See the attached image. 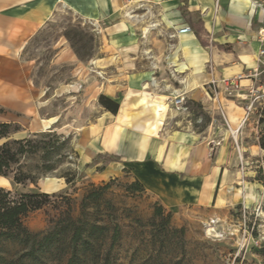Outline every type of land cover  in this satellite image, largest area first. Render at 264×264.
<instances>
[{
	"label": "crops",
	"instance_id": "obj_1",
	"mask_svg": "<svg viewBox=\"0 0 264 264\" xmlns=\"http://www.w3.org/2000/svg\"><path fill=\"white\" fill-rule=\"evenodd\" d=\"M62 10L96 27L113 53L83 64L68 47H58V60L83 66L86 89L98 84L94 101L104 114L81 129L79 161L87 165L100 154L119 158L106 169L130 171L174 215L191 207L242 204L236 196L234 201L227 197L234 181L221 165L206 161L200 134L175 128L162 117L166 108L171 111L175 92L201 96L211 80L256 66L264 11L254 0H0V123L21 125L20 137L49 130L65 134L59 114L50 109L61 93L49 94V88L37 84V63L27 57L33 41ZM187 26L192 31L179 34ZM108 82L114 90L107 89ZM101 95L119 104L116 115L99 104ZM157 97L166 104L150 101ZM218 103L230 132L240 131L243 103L227 99L222 87ZM8 185L0 178V187Z\"/></svg>",
	"mask_w": 264,
	"mask_h": 264
},
{
	"label": "rangeland",
	"instance_id": "obj_2",
	"mask_svg": "<svg viewBox=\"0 0 264 264\" xmlns=\"http://www.w3.org/2000/svg\"><path fill=\"white\" fill-rule=\"evenodd\" d=\"M101 36L92 24L62 10L27 51V57L37 63V84L49 88V94L55 90L61 93L53 100L54 106L50 104V109L59 114L61 131L68 135L57 133L70 139L71 147L78 155L84 147L81 129L104 115L94 101L99 92L98 84L86 89L80 72L83 66L76 68L63 63L56 55L58 47L64 45L73 54L76 51L80 55L81 60L75 54L78 63L112 57V50ZM112 84L108 82L107 89L114 90L110 87ZM204 88L200 89L201 96L185 97V111L176 110L170 104L171 111L166 108L162 119L164 122L169 119L175 128H189L200 134L199 148L205 152L206 161L221 165L223 174L234 181L227 197L234 201L236 196L242 204L229 202L228 206L217 210L184 209L176 215L172 213L171 222L166 226L161 218L154 217L160 203L147 192L135 189L130 171L121 173L116 168L106 169L119 158L103 157L87 165L74 158L70 163L61 164L55 173L41 178L38 187L31 184L5 187L18 193L40 191L53 197L52 206L25 219L27 227L33 232L46 231L50 219L58 216L67 200L72 205L73 216L83 217L81 204L86 193L92 191L93 186L109 184L98 204L90 208L83 219L104 223L116 221L120 225L121 236L110 264H264V258L255 253L256 249L264 247V149L261 147L264 143V101L255 103L241 130L232 134L218 100L215 101L209 86ZM150 101L166 104V99L158 97ZM240 106L244 107V104ZM20 136L23 133L14 137ZM182 228L186 233L178 232ZM108 246L106 240L102 258ZM88 259L86 264H101L100 260Z\"/></svg>",
	"mask_w": 264,
	"mask_h": 264
},
{
	"label": "trees",
	"instance_id": "obj_3",
	"mask_svg": "<svg viewBox=\"0 0 264 264\" xmlns=\"http://www.w3.org/2000/svg\"><path fill=\"white\" fill-rule=\"evenodd\" d=\"M75 54L81 60L76 51ZM99 104L113 115L120 108L117 102L103 95L99 97ZM22 131L19 124L0 123V178L7 179L13 187L28 184L38 187L41 178L55 173L61 164L79 158L71 147L70 139L54 130L14 137ZM261 147L264 149V143H261ZM103 157L109 155L100 154L93 162ZM113 158L118 160L115 156ZM64 177L68 178L66 175ZM134 180L135 189L146 192L144 186ZM67 182L70 180L67 179ZM91 188L92 191H88L82 200L83 217L98 204L109 189V184ZM52 198L48 193L40 191L18 193L0 187V264H47L53 261L61 264H86L88 258L100 260L101 264H110V257L121 236L120 225L116 221L104 223L85 220L83 217L75 218L72 205L67 199L58 216L50 219L46 231L33 232L27 227L25 219L52 206ZM166 211L159 204L154 217L161 218L167 226L171 222L172 212L168 211L165 215ZM178 232L186 233L183 228ZM106 240L109 246L102 258L101 251ZM255 253L264 258V247L256 249Z\"/></svg>",
	"mask_w": 264,
	"mask_h": 264
},
{
	"label": "built area",
	"instance_id": "obj_4",
	"mask_svg": "<svg viewBox=\"0 0 264 264\" xmlns=\"http://www.w3.org/2000/svg\"><path fill=\"white\" fill-rule=\"evenodd\" d=\"M254 3L257 7L264 11V0H254ZM218 6V3L217 5ZM192 30L190 27H183L179 34H188ZM257 40L260 43V49L258 52V57L256 61V66L252 71L248 73H241L232 78H222L219 81L211 80L207 84L209 90L214 95L215 101L220 92V88L224 90L227 98L231 100L238 101L244 104L245 115L242 120V125L248 120L251 113L253 112L254 105L260 100L264 101V25L258 30ZM208 70L213 71V66L211 63L208 65ZM247 84H243V82ZM169 102L173 105L174 109L185 111L187 108L185 106V95L175 92L173 97L169 99ZM221 109V114L223 115L226 124L228 125L225 111ZM233 134V132H231Z\"/></svg>",
	"mask_w": 264,
	"mask_h": 264
}]
</instances>
